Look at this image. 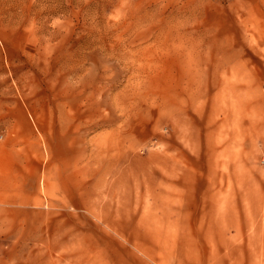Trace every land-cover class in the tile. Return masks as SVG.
<instances>
[{"label":"rangeland","instance_id":"obj_1","mask_svg":"<svg viewBox=\"0 0 264 264\" xmlns=\"http://www.w3.org/2000/svg\"><path fill=\"white\" fill-rule=\"evenodd\" d=\"M0 264H264V0H0Z\"/></svg>","mask_w":264,"mask_h":264},{"label":"built area","instance_id":"obj_2","mask_svg":"<svg viewBox=\"0 0 264 264\" xmlns=\"http://www.w3.org/2000/svg\"><path fill=\"white\" fill-rule=\"evenodd\" d=\"M1 137V136H0Z\"/></svg>","mask_w":264,"mask_h":264}]
</instances>
